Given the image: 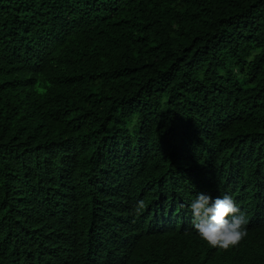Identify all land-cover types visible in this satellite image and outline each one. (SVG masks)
<instances>
[{"label":"trees","instance_id":"trees-1","mask_svg":"<svg viewBox=\"0 0 264 264\" xmlns=\"http://www.w3.org/2000/svg\"><path fill=\"white\" fill-rule=\"evenodd\" d=\"M0 264H264V0H0Z\"/></svg>","mask_w":264,"mask_h":264},{"label":"clouds","instance_id":"clouds-1","mask_svg":"<svg viewBox=\"0 0 264 264\" xmlns=\"http://www.w3.org/2000/svg\"><path fill=\"white\" fill-rule=\"evenodd\" d=\"M145 208V201H138L134 214L139 216ZM190 209L194 229L210 247L228 250L247 235V217L228 195L213 199L210 194L200 192Z\"/></svg>","mask_w":264,"mask_h":264}]
</instances>
